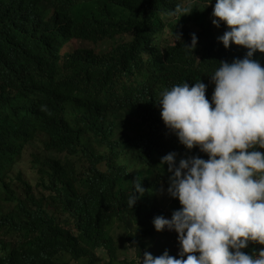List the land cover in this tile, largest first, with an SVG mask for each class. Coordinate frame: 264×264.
I'll return each instance as SVG.
<instances>
[{"label": "trees", "instance_id": "trees-1", "mask_svg": "<svg viewBox=\"0 0 264 264\" xmlns=\"http://www.w3.org/2000/svg\"><path fill=\"white\" fill-rule=\"evenodd\" d=\"M51 1L53 26L42 23V12L30 20L17 15L0 19V43L21 38L19 49L0 54V70L11 59L32 78L39 73L51 79L60 45L76 41L75 50L64 55L68 76L59 78L60 99L68 101L60 100L51 128L43 131L46 151L58 156H45L37 167L31 154L35 177L25 202L17 203L10 190L3 198L0 191V264H122L117 262L118 242L141 261L145 252L176 257L177 234L164 235L153 226L155 217L170 219L180 208L167 194L171 174L160 161L170 152L177 154V163L207 156L198 148L185 149L165 128L157 104L160 92L200 80L211 100L210 78L218 63L242 59L247 49H225L218 41L227 28L214 27L208 18L215 0L207 7L208 0ZM189 4L190 15L174 14ZM192 34L197 37L193 51L184 47ZM115 39L119 42L113 45ZM101 42L108 43V50L98 53ZM253 59L264 67V54L256 52ZM19 150L8 155V167L20 163ZM136 179L146 191L129 208ZM161 185L166 188L163 199L156 195ZM260 247L249 244L243 251Z\"/></svg>", "mask_w": 264, "mask_h": 264}, {"label": "clouds", "instance_id": "clouds-1", "mask_svg": "<svg viewBox=\"0 0 264 264\" xmlns=\"http://www.w3.org/2000/svg\"><path fill=\"white\" fill-rule=\"evenodd\" d=\"M55 10L51 0H0V19L17 15L30 20L42 12V23L53 26ZM192 11L189 4L177 7L174 14L181 17ZM211 15L214 27L227 28L218 38L224 48L235 45L247 53L231 63H218L210 78L211 100L200 80L160 92L157 104L165 128L185 149L198 148L207 159L192 156L177 163L175 152L161 158L160 166L167 165L171 174L167 194L180 208L170 219L155 217L153 226L164 235L177 234L179 248L173 251L176 257L167 251L159 256L145 252L140 264H264V67L253 59L256 52L264 54V0H215ZM20 41L0 43V54L19 49ZM75 42L67 39L60 45L51 79L39 73L32 78L11 59L0 70V191L3 196L10 190L17 203L31 194V154L37 167L45 156H58L46 151L43 131L51 128L61 101H68L60 99L59 78L68 76L64 55L75 50ZM196 44L192 34L191 44L184 47L193 51ZM15 147H20V163L8 167ZM132 186L129 208L146 191L139 179ZM249 244L260 245V250L243 251Z\"/></svg>", "mask_w": 264, "mask_h": 264}, {"label": "rangeland", "instance_id": "rangeland-1", "mask_svg": "<svg viewBox=\"0 0 264 264\" xmlns=\"http://www.w3.org/2000/svg\"><path fill=\"white\" fill-rule=\"evenodd\" d=\"M207 6V4H206ZM208 18L210 20H212V16L209 15ZM125 39H128L127 37H125ZM119 42V39H115L112 44H117ZM168 43H171L172 40L167 41ZM108 43L106 42H101L100 44H98V46L96 47V50L100 53L106 52L108 50ZM157 197L160 199L166 198V188L164 187V185H161L158 189V192L156 193ZM117 240V237L119 236V234H113ZM160 244H164L166 247V239L160 238V240H158ZM118 244L120 245V247L118 248L117 251V262H122V264H127L130 261H134L135 264H139L140 260L138 258L135 257L134 252L132 249H127V250H123L121 247V243L118 242ZM157 247H155L154 251L156 252ZM124 261V263H123Z\"/></svg>", "mask_w": 264, "mask_h": 264}, {"label": "built area", "instance_id": "built-area-1", "mask_svg": "<svg viewBox=\"0 0 264 264\" xmlns=\"http://www.w3.org/2000/svg\"><path fill=\"white\" fill-rule=\"evenodd\" d=\"M165 218H167V217H165ZM168 219V218H167ZM165 230H167V229H165ZM168 231V230H167ZM168 232H174V231H168Z\"/></svg>", "mask_w": 264, "mask_h": 264}]
</instances>
